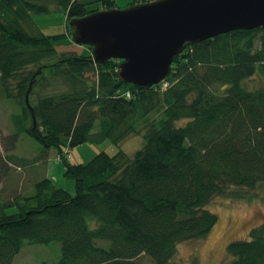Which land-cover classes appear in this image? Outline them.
<instances>
[{
    "label": "trees",
    "instance_id": "1",
    "mask_svg": "<svg viewBox=\"0 0 264 264\" xmlns=\"http://www.w3.org/2000/svg\"><path fill=\"white\" fill-rule=\"evenodd\" d=\"M51 6L65 11L66 32L26 29L35 25L33 14ZM114 7L117 0H0V86L21 106L20 129L58 148L65 175L76 181L75 195L46 175L34 179V193L0 195V264H12L28 244L52 241L62 245L59 264H140L142 254L155 264H182L173 261L179 245L205 238L218 221L207 208L215 195L241 198L239 189L264 184V86L244 85L264 77V28L188 44L165 86H137L120 79L121 60L97 63L91 52L55 44L74 41L72 19ZM32 82L36 126L26 102ZM138 118L148 129L133 156L119 148L87 162L68 158L70 148L86 142L110 138L120 146L139 132L131 123ZM19 135L6 141L11 153L0 155V177H12V164L26 171L45 160L46 150L31 158L15 154ZM11 206L18 211L7 213ZM228 252L229 264H264V223Z\"/></svg>",
    "mask_w": 264,
    "mask_h": 264
},
{
    "label": "rangeland",
    "instance_id": "2",
    "mask_svg": "<svg viewBox=\"0 0 264 264\" xmlns=\"http://www.w3.org/2000/svg\"><path fill=\"white\" fill-rule=\"evenodd\" d=\"M128 0H117V6L124 8L128 5ZM32 19L35 23L26 25L30 32H40L46 34H58L67 30V16L63 9L51 6V10L44 14H33ZM59 51L75 50L76 53L87 52L92 50L87 44H78L71 39L60 40L55 42ZM248 88L255 89L264 86V77L256 74L244 81ZM22 112L21 106L17 101L8 97L4 89L0 86V155L7 156L11 153L7 149L10 136L18 132L15 154L26 157H37L47 151L45 160L29 166L26 171L24 168L11 165L9 174L10 179L0 177V195L8 199L16 192L21 194L34 193L32 183L37 179L47 175L54 179L58 186L67 189L72 195L76 194V181L72 177L65 175V166L60 159L59 149L51 147L45 148L39 141L29 135L26 131L20 129L17 123L18 114ZM156 115V113L154 114ZM131 121L132 125H137L139 132H130L125 136L121 145L117 146L112 139H106L103 142H86L70 148L68 158L75 162H87L92 159L98 152L107 151L114 154L119 148H122L129 156H133L137 150L145 144L144 134L147 131L145 119H136ZM141 122V124H139ZM187 119L177 121L178 125H183ZM100 122L96 121L93 131H99ZM64 148L66 153L68 152ZM46 150V151H45ZM14 170V171H13ZM15 171L23 174L21 180H17ZM236 188L231 190L235 191ZM238 190V189H237ZM245 193L244 197H236L230 194L215 195L207 208L218 216V221L211 232L202 239H194L181 243L177 253L173 258L174 262L182 264H229L232 260L228 252V246L231 242L237 240H250L254 228L264 223V184L257 186L255 189H239ZM18 211L16 206L6 208L7 213ZM62 255V245L59 241L49 243L28 244L21 249L15 256L12 264H59ZM140 264H155L153 259L142 254L139 257Z\"/></svg>",
    "mask_w": 264,
    "mask_h": 264
},
{
    "label": "water",
    "instance_id": "3",
    "mask_svg": "<svg viewBox=\"0 0 264 264\" xmlns=\"http://www.w3.org/2000/svg\"><path fill=\"white\" fill-rule=\"evenodd\" d=\"M70 25L74 42L90 45L95 62L119 59L122 81L152 86L167 80L186 45L237 29L264 28V0H148L102 9ZM32 87L33 82L26 102L36 126Z\"/></svg>",
    "mask_w": 264,
    "mask_h": 264
},
{
    "label": "crops",
    "instance_id": "4",
    "mask_svg": "<svg viewBox=\"0 0 264 264\" xmlns=\"http://www.w3.org/2000/svg\"><path fill=\"white\" fill-rule=\"evenodd\" d=\"M128 1H129V2H128V4H129V3H131L133 0H128ZM143 1H145V0H143ZM25 157H26V156H25ZM46 176H47V175H46ZM47 177H48V176H47Z\"/></svg>",
    "mask_w": 264,
    "mask_h": 264
},
{
    "label": "built area",
    "instance_id": "5",
    "mask_svg": "<svg viewBox=\"0 0 264 264\" xmlns=\"http://www.w3.org/2000/svg\"><path fill=\"white\" fill-rule=\"evenodd\" d=\"M127 96H130V93L129 92L127 93Z\"/></svg>",
    "mask_w": 264,
    "mask_h": 264
}]
</instances>
